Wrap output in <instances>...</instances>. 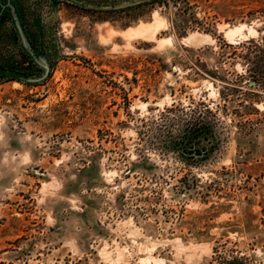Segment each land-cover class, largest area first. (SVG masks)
I'll list each match as a JSON object with an SVG mask.
<instances>
[{
  "label": "rangeland",
  "instance_id": "374dc122",
  "mask_svg": "<svg viewBox=\"0 0 264 264\" xmlns=\"http://www.w3.org/2000/svg\"><path fill=\"white\" fill-rule=\"evenodd\" d=\"M74 1L0 0V264H264V0Z\"/></svg>",
  "mask_w": 264,
  "mask_h": 264
},
{
  "label": "trees",
  "instance_id": "16d2710c",
  "mask_svg": "<svg viewBox=\"0 0 264 264\" xmlns=\"http://www.w3.org/2000/svg\"><path fill=\"white\" fill-rule=\"evenodd\" d=\"M204 126L205 123L201 115H198L197 117H193L191 120H189L186 123V127H185L186 129H184L180 134H178L177 138H179V140H183L184 138H186V136L188 137L190 133H195V132L199 133L198 130H201L202 128H204ZM187 128H189L193 132H189Z\"/></svg>",
  "mask_w": 264,
  "mask_h": 264
},
{
  "label": "bare ground",
  "instance_id": "6f19581e",
  "mask_svg": "<svg viewBox=\"0 0 264 264\" xmlns=\"http://www.w3.org/2000/svg\"><path fill=\"white\" fill-rule=\"evenodd\" d=\"M159 20H160V19H159ZM159 20H158V21H159ZM160 21H161V20H160ZM156 22H157V21H156ZM161 22H164L163 19H162ZM156 24H157V23H156ZM162 24H163V23H162ZM152 26H153V25H152ZM155 26H156V25H155ZM155 26H154V27H155ZM148 27H149V26H146V25H145V26H140V27H138V28H133V29H131L129 32L133 35V33H135V34H139L140 32H146V31L148 32V31H150V30H153V29H149L150 27H149V28H148ZM158 30H159V29H158ZM228 30H229V29H228ZM147 32H146V33H147ZM151 32H152V31H151ZM151 32H150V33H151ZM234 32H235L234 30H231V29H230L229 31L226 32V34H227L228 36L231 37V36L234 34ZM139 35H140V34H139ZM140 36H141V35H140ZM230 37H229V38H230ZM160 261H161V260H160ZM158 262H159V261H158ZM158 264H159V263H158Z\"/></svg>",
  "mask_w": 264,
  "mask_h": 264
},
{
  "label": "water",
  "instance_id": "95a60500",
  "mask_svg": "<svg viewBox=\"0 0 264 264\" xmlns=\"http://www.w3.org/2000/svg\"><path fill=\"white\" fill-rule=\"evenodd\" d=\"M70 1H72V2H74V3H77V4H80L79 2H76V1H74V0H70ZM138 1V0H137ZM93 7H95V8H101V9H105V8H112V7H115V6H111V7H102V6H96V5H94Z\"/></svg>",
  "mask_w": 264,
  "mask_h": 264
}]
</instances>
